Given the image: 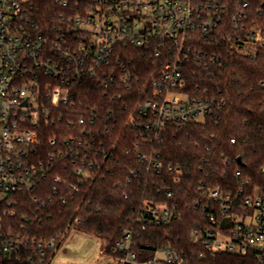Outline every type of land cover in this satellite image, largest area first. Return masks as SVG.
Segmentation results:
<instances>
[{
  "label": "built area",
  "instance_id": "1",
  "mask_svg": "<svg viewBox=\"0 0 264 264\" xmlns=\"http://www.w3.org/2000/svg\"><path fill=\"white\" fill-rule=\"evenodd\" d=\"M55 2L72 14L42 29L30 14V0H0V264H52L62 237L38 239L15 220L21 212L27 222L29 214L37 218L52 203L65 205L69 195L98 174V137L106 133L97 128L98 108L79 100L77 84L93 80L104 97L116 100L119 93L112 92L117 86L129 90L138 83L116 60L117 52L132 47L163 59L149 83L151 96L135 103L140 135L157 138L171 123L216 121L225 104L206 89L195 88L204 94L200 97L185 91L190 60L203 69L221 60L222 54L211 51L215 40L229 41L249 58L264 51V18L249 16L248 0L239 1L229 24L226 0ZM262 11L264 2L258 14ZM54 124L66 129L46 131ZM42 139L45 149L39 146ZM138 158L147 170L162 171L155 158L142 153ZM55 161L63 165L62 175L53 173ZM167 170L182 172L172 166ZM259 175L264 178V165ZM235 176L239 185L234 191L199 183L200 210L216 227L192 237L211 253L252 254L264 264V185L241 170ZM139 213L137 226L125 229L103 255L106 264H183L182 252L167 243L150 247L140 242L137 230L178 221L174 207L146 205Z\"/></svg>",
  "mask_w": 264,
  "mask_h": 264
},
{
  "label": "trees",
  "instance_id": "2",
  "mask_svg": "<svg viewBox=\"0 0 264 264\" xmlns=\"http://www.w3.org/2000/svg\"><path fill=\"white\" fill-rule=\"evenodd\" d=\"M239 1L243 0H226V24ZM248 1L252 6L249 16L264 18V11L258 14L264 0ZM30 3V14L42 29L57 23L61 15L72 14L65 13L55 0ZM212 46L211 51L223 55L221 60L206 69L190 60L185 67V91L200 97L206 89L207 95L224 101L218 119L171 123L157 138L140 135L135 103L151 96L149 83L160 73L163 59L151 58L150 53L132 47L117 52L116 60L128 67L138 83L134 82L129 90L117 86L112 92L119 93L116 100L104 97L102 88L93 80L77 84L74 88L79 100L98 108L97 128L106 133L105 137H98L102 152L98 174L84 182L77 194L69 195L65 205L52 203L37 218L29 214L27 222L21 212L15 224L27 226L38 239L63 237L77 229L98 237L103 242L101 254L107 255L125 229L137 226L136 219L146 205H168L174 207L179 220L169 225L148 224L144 230L138 228L140 242L150 243V247L163 243L175 247L184 254L183 264H257L252 254L211 253L192 237L216 227L200 210V182L208 186L220 184L225 191H234L239 185L235 172L241 170L256 184L264 185V178L259 175V167L264 165V51L249 58L233 49L229 41L215 40ZM196 87L202 91L195 92ZM58 129L66 128L54 124L46 131ZM46 144L42 139L39 146L45 149ZM139 153L158 160L162 171L147 170L139 161ZM62 166L55 161L53 173L62 175ZM168 166L179 167L181 174L168 171Z\"/></svg>",
  "mask_w": 264,
  "mask_h": 264
},
{
  "label": "clouds",
  "instance_id": "3",
  "mask_svg": "<svg viewBox=\"0 0 264 264\" xmlns=\"http://www.w3.org/2000/svg\"><path fill=\"white\" fill-rule=\"evenodd\" d=\"M103 242L96 236L84 239L75 236V229L69 233L61 250L57 252L52 264H102ZM64 249H67L65 254Z\"/></svg>",
  "mask_w": 264,
  "mask_h": 264
},
{
  "label": "rangeland",
  "instance_id": "4",
  "mask_svg": "<svg viewBox=\"0 0 264 264\" xmlns=\"http://www.w3.org/2000/svg\"><path fill=\"white\" fill-rule=\"evenodd\" d=\"M69 234H66L65 236H63L60 240V245H59V248L55 250V256L57 255V252L59 250H61L62 246L64 245L65 243V240L68 238ZM75 236H79V237H82L84 239H90L92 238L91 235H88V234H84L82 232H80L79 230L75 229ZM64 252L65 254H67V249H64ZM54 256V257H55ZM101 260H102V264H106L108 262V258L106 256H103L101 254ZM98 264H100V262H98Z\"/></svg>",
  "mask_w": 264,
  "mask_h": 264
},
{
  "label": "water",
  "instance_id": "5",
  "mask_svg": "<svg viewBox=\"0 0 264 264\" xmlns=\"http://www.w3.org/2000/svg\"><path fill=\"white\" fill-rule=\"evenodd\" d=\"M238 162H239V163H241V160H240V159H238Z\"/></svg>",
  "mask_w": 264,
  "mask_h": 264
}]
</instances>
